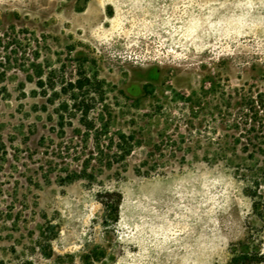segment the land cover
<instances>
[{"label": "rangeland", "instance_id": "rangeland-1", "mask_svg": "<svg viewBox=\"0 0 264 264\" xmlns=\"http://www.w3.org/2000/svg\"><path fill=\"white\" fill-rule=\"evenodd\" d=\"M257 180L264 0H0V264H229Z\"/></svg>", "mask_w": 264, "mask_h": 264}, {"label": "trees", "instance_id": "trees-1", "mask_svg": "<svg viewBox=\"0 0 264 264\" xmlns=\"http://www.w3.org/2000/svg\"><path fill=\"white\" fill-rule=\"evenodd\" d=\"M101 83L99 80H92L91 78L79 77L75 80L74 83H71V87L80 93V96L75 98L74 107L82 111L83 116L86 118L84 124L88 129L95 128L94 122L88 119L89 112L93 108V101L99 99L98 95H88L84 92L89 87L94 88L95 90L100 89ZM90 93V92H89ZM257 190L252 194L253 197V206L257 212H260L263 209L264 199L259 192L261 186L260 181L254 182ZM111 195V193H108ZM121 197L114 201H108V205L115 203L116 210L119 208ZM114 208V207H113ZM239 248L234 252L233 256L230 259L229 264H256L264 262V250H262L256 243V241L248 242L243 241L239 243Z\"/></svg>", "mask_w": 264, "mask_h": 264}]
</instances>
